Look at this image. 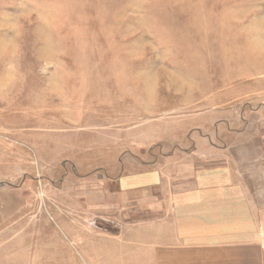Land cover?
<instances>
[{
    "label": "rangeland",
    "instance_id": "rangeland-1",
    "mask_svg": "<svg viewBox=\"0 0 264 264\" xmlns=\"http://www.w3.org/2000/svg\"><path fill=\"white\" fill-rule=\"evenodd\" d=\"M201 135L264 202V0H0V264H153L104 168Z\"/></svg>",
    "mask_w": 264,
    "mask_h": 264
},
{
    "label": "crops",
    "instance_id": "crops-1",
    "mask_svg": "<svg viewBox=\"0 0 264 264\" xmlns=\"http://www.w3.org/2000/svg\"><path fill=\"white\" fill-rule=\"evenodd\" d=\"M200 137L205 150L192 139L191 148L161 156L129 151L112 174L104 168V180L116 181L120 200L155 201L153 264H264V202L234 177L220 147Z\"/></svg>",
    "mask_w": 264,
    "mask_h": 264
}]
</instances>
